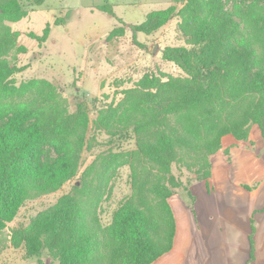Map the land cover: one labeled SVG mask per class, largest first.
Returning a JSON list of instances; mask_svg holds the SVG:
<instances>
[{
  "label": "trees",
  "instance_id": "trees-1",
  "mask_svg": "<svg viewBox=\"0 0 264 264\" xmlns=\"http://www.w3.org/2000/svg\"><path fill=\"white\" fill-rule=\"evenodd\" d=\"M180 1L178 12L175 6L150 11L130 29L133 35L151 34L177 13L185 45L166 46L161 56L183 75L144 74L92 121L83 103L70 111L56 87L42 79L22 82L12 92L15 100H0V230L24 201L55 192L77 175L83 151L93 146L90 128L113 139L131 137L135 145L96 155L78 185L27 225L0 236V258L13 248L23 251V260L37 258L40 264L43 254L49 264H152L173 244L169 199L181 187L192 197L173 165L207 183L211 157L225 136L248 140L257 125L264 137V13L246 24L250 37L242 42L238 22L218 0ZM22 14L18 0H0V91L12 83L7 76L20 70L6 59L18 37L6 21ZM240 17L245 22V12ZM49 31L46 24L33 37L41 43ZM46 146L54 149L53 159L42 158ZM122 164L129 165L131 192L103 225L100 205Z\"/></svg>",
  "mask_w": 264,
  "mask_h": 264
},
{
  "label": "rangeland",
  "instance_id": "rangeland-1",
  "mask_svg": "<svg viewBox=\"0 0 264 264\" xmlns=\"http://www.w3.org/2000/svg\"><path fill=\"white\" fill-rule=\"evenodd\" d=\"M18 1L23 6L22 16L16 21H6L12 30L18 33L17 46L6 59L20 70L7 76L6 80L12 83H9L7 90L0 91L1 101L15 100L12 92L22 82L42 79L56 87L67 101L70 111L76 109L77 103H83L92 121L101 107L120 100L121 90L133 86L144 74H154L164 79L183 75L176 65L161 56L166 46L185 45L179 30L181 17L177 13L151 34L138 32L133 35L130 29V25L143 22L150 11L175 6L178 12L183 4L180 0H42L40 4L34 0ZM218 2L222 9L233 15L238 22L240 29L238 38L242 42L248 40L250 36L246 24L253 17L264 13V0H218ZM102 8L110 9L111 13ZM244 12L245 22L240 17ZM56 19L59 20L57 24ZM46 24L50 26L48 37L39 43L33 36L41 35ZM114 29L115 32L112 34L111 31ZM156 44L159 48L154 54ZM91 136L93 146L83 151L77 175L55 192L24 201L14 218L0 230L1 237H7L13 227L27 225L40 211L66 194L75 182L79 184L80 172L96 155L109 149L127 152L135 147L131 137L113 139L104 132L96 133L90 128L88 138ZM223 145L229 146L228 150L230 148L237 150L233 159L242 158L243 156L239 155L240 149L246 148L252 150L261 162L264 161V137L261 136L257 125H252L248 140L238 141L229 136L224 138ZM55 156L51 146L43 147L44 160L53 159ZM220 156L214 157V164ZM228 160L231 161V157H228ZM172 169L194 195L197 193L198 184L205 188L204 183H200L196 175L185 168L179 170L173 165ZM129 174L128 164L119 166L116 177L111 182L112 193L105 197L100 205L103 225L111 222L113 211L130 194ZM229 174L235 179L244 175V172L242 170L239 172L236 165ZM210 178L212 179L209 186H212V189L208 184L207 187L212 193L216 189L215 179L212 176ZM187 195L186 189L181 187L175 190L173 197L176 201L186 202ZM187 202L188 206L192 205L191 201ZM13 252L15 254L13 253L11 258L14 260L23 256L21 249ZM41 259L49 264L45 254ZM31 261L38 264L37 258H32Z\"/></svg>",
  "mask_w": 264,
  "mask_h": 264
},
{
  "label": "crops",
  "instance_id": "crops-1",
  "mask_svg": "<svg viewBox=\"0 0 264 264\" xmlns=\"http://www.w3.org/2000/svg\"><path fill=\"white\" fill-rule=\"evenodd\" d=\"M224 138L222 148L211 157L215 193L208 188L212 189L209 178L207 183L198 180L205 188L198 184L196 195L189 189L191 206L174 195L169 199L176 223L173 244L152 264H264V161L246 148L240 149L242 158L233 159L237 150H228ZM217 155L221 156L214 164ZM236 165L244 175L234 179L229 172ZM13 251L6 249L0 264H37L22 257L14 260Z\"/></svg>",
  "mask_w": 264,
  "mask_h": 264
},
{
  "label": "water",
  "instance_id": "water-1",
  "mask_svg": "<svg viewBox=\"0 0 264 264\" xmlns=\"http://www.w3.org/2000/svg\"><path fill=\"white\" fill-rule=\"evenodd\" d=\"M158 48H159V45L156 44L155 47H154V49H153V53H154V54L157 52ZM77 184H78V182H77Z\"/></svg>",
  "mask_w": 264,
  "mask_h": 264
}]
</instances>
